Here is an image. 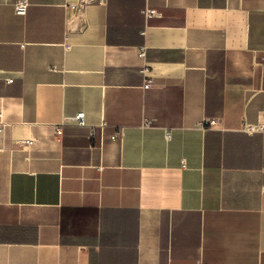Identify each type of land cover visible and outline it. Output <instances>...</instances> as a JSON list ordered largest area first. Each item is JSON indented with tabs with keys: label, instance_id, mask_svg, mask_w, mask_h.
I'll list each match as a JSON object with an SVG mask.
<instances>
[{
	"label": "crops",
	"instance_id": "obj_1",
	"mask_svg": "<svg viewBox=\"0 0 264 264\" xmlns=\"http://www.w3.org/2000/svg\"><path fill=\"white\" fill-rule=\"evenodd\" d=\"M18 1L0 264H264V0Z\"/></svg>",
	"mask_w": 264,
	"mask_h": 264
},
{
	"label": "built area",
	"instance_id": "obj_2",
	"mask_svg": "<svg viewBox=\"0 0 264 264\" xmlns=\"http://www.w3.org/2000/svg\"><path fill=\"white\" fill-rule=\"evenodd\" d=\"M28 7H29V2L28 0H19L16 5H15V13L18 15V16H23L25 17L27 15V11H28ZM158 13L154 10H145L144 11V15L146 17H151V16H155L157 15ZM141 57H144L145 56V50H142L141 51ZM7 83H12L14 81L13 78H9V79H6ZM151 86V82H147L145 84V88H150ZM67 121L71 122V123H74L80 127H90L86 121V116L84 113H80L78 115H76L75 117L73 118H69ZM205 125H208V126H213L215 125V122L214 121H211V122H207V124ZM244 127V130L247 132V133H254V132H258V131H262L264 130V127L262 126L261 128H256L254 126H249V125H245L243 126ZM57 134L58 135H61L62 132H61V129L59 128L57 130ZM96 136V129L92 127V130H91V134H90V138L91 139H94ZM116 138V137H114ZM168 139H170V135L168 134L167 136ZM199 264H203V263H199Z\"/></svg>",
	"mask_w": 264,
	"mask_h": 264
}]
</instances>
